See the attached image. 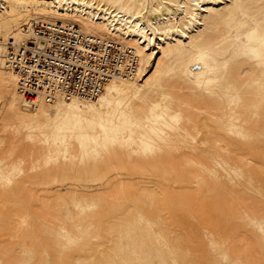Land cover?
<instances>
[{
	"label": "rangeland",
	"instance_id": "374dc122",
	"mask_svg": "<svg viewBox=\"0 0 264 264\" xmlns=\"http://www.w3.org/2000/svg\"><path fill=\"white\" fill-rule=\"evenodd\" d=\"M133 1L131 11L142 17L163 10L179 16L186 4ZM219 1L213 9L230 3ZM246 1L213 32L223 46L191 48L208 49L213 67L203 77L212 79L164 91L172 102L203 108L204 116L224 115L194 120L191 111L173 107L191 136L158 126L163 140L145 155L136 142L122 153L94 131L83 143L66 141L54 157L41 119L25 126L17 116L0 131V264H264V58L242 55L254 48L249 34L264 36V0ZM100 6L113 11L116 4ZM6 29H14L13 20L1 10L0 37ZM228 69L239 82L217 110L205 101L206 91L221 92L220 74ZM209 149L219 157L210 158Z\"/></svg>",
	"mask_w": 264,
	"mask_h": 264
},
{
	"label": "bare ground",
	"instance_id": "6f19581e",
	"mask_svg": "<svg viewBox=\"0 0 264 264\" xmlns=\"http://www.w3.org/2000/svg\"><path fill=\"white\" fill-rule=\"evenodd\" d=\"M102 1L95 0L94 4L82 0L0 2V11L9 14L14 24L13 30L7 32L6 29L5 35L0 37V131H5L8 123L17 116L25 126L41 119L42 129L47 131L46 150L52 152L54 157L66 141L71 143L78 140L83 143L94 131H100L111 147L118 146L122 153L131 151L133 142H136L137 149L146 155L152 153L156 140H163V133L158 126L173 133L183 131L186 137L191 136L186 128L180 127L181 116L172 111L173 107L191 111L190 116L194 120H213L217 116H224L218 113L204 116L206 112L203 108L192 107L184 99L172 102L164 91L186 89L191 79L204 78L205 74H210L213 66L206 55L208 49L193 51L191 48L212 42L215 46H223L213 36V32L220 24L228 21L237 4L248 1L230 0L229 4L225 3L220 9H213L220 3L219 0H185L186 4L178 12L179 16L171 12V18L166 16L165 10L155 16L148 14L142 17L137 10L131 11L137 5L133 0H106L116 4L113 11L102 8ZM210 11L213 12L207 17L205 13ZM26 19L29 22L27 24L24 23ZM57 19L73 22L86 34L112 40L123 48L132 49L138 57V66L131 76L112 77L104 85L103 91L93 99L71 98L48 104L42 102L34 107L35 114L26 116L22 98L17 91L16 76L3 66L2 59L6 54L4 45L10 38L16 42L19 36H22L20 45H26L31 40L33 24L39 21L55 23ZM199 26L202 29L198 31L196 28ZM24 27L29 28L24 30ZM249 35L253 39L254 48L242 52V55L264 58V36ZM232 37L235 41L236 34ZM232 37L226 36L223 40ZM170 59L171 63H164ZM151 62H154V67L146 76V68ZM183 66L188 68L179 70ZM232 74L229 69L221 72V92L206 91L205 101L217 110L229 104L234 92L229 88H233L235 81L239 82ZM205 79L209 81L212 77ZM197 96L199 100L200 96ZM190 118L187 121L189 128L196 129V124ZM218 144L227 150L224 143L218 141ZM208 155L210 158L219 157L216 150H210ZM138 218L140 222L144 220L140 214Z\"/></svg>",
	"mask_w": 264,
	"mask_h": 264
},
{
	"label": "built area",
	"instance_id": "2783aa9c",
	"mask_svg": "<svg viewBox=\"0 0 264 264\" xmlns=\"http://www.w3.org/2000/svg\"><path fill=\"white\" fill-rule=\"evenodd\" d=\"M6 70L15 74L23 108L71 98L93 99L112 77L135 74L138 57L112 40L84 33L74 23L37 22L31 40L4 45Z\"/></svg>",
	"mask_w": 264,
	"mask_h": 264
}]
</instances>
